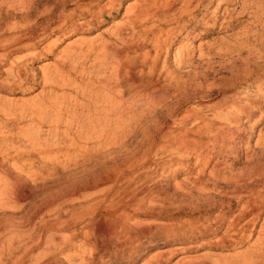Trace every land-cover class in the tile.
<instances>
[{"label": "rangeland", "instance_id": "374dc122", "mask_svg": "<svg viewBox=\"0 0 264 264\" xmlns=\"http://www.w3.org/2000/svg\"><path fill=\"white\" fill-rule=\"evenodd\" d=\"M61 1L0 0V35L10 38L14 33L34 34L28 47L11 49L9 60L3 67L5 72L0 75V241L6 247L13 245L17 251V254L9 248L1 251L0 264H12L13 254L18 259L15 258L16 264H264L255 246L258 234L237 248L220 245L226 223L217 222L215 215L222 210L209 211L208 207L213 201L228 200L222 192L226 185L217 175L214 178L209 174L210 167L197 166L193 168L195 170L181 167V164H189L183 150L182 161H170L179 157L175 152L177 142L193 138L186 131L191 130L196 117L205 124L214 125V129L224 122V114L209 116L208 106L225 107L222 99L233 94L222 87V80L229 77V72L216 59L207 66V60L203 61L199 55L212 52L221 44H233L232 32L219 28L217 32H209L192 26L190 33H184L182 39L173 43L167 66L177 75V81L166 79L160 84V87L167 86L173 100L166 103L159 116L157 114L155 128L159 124L163 128L154 131L149 142L150 150L146 152L138 135L125 147H119L120 150L99 152L95 151L99 135L87 141L92 136L87 134L74 146L69 145L66 138V141L62 139L54 143L56 137L66 133L67 126L63 122L68 118L67 111H62L64 120L57 124L50 123L55 117L50 122L40 123L27 114L24 118L19 114L23 110L28 113V107L36 104L54 116L60 107L71 102L75 96L72 89L44 85L40 79L44 68L50 71L61 68L59 61L67 51L85 53L90 45L100 49L112 39L117 27L134 16V8L141 1L119 0L112 13L106 10L98 22L82 27L79 32L70 28L57 39L56 33L49 31L47 38L38 41L47 20L56 21L62 9ZM109 1H98L100 4L93 6L94 13ZM245 1L248 0H229L224 4L218 0L211 7L209 17L219 2L218 11L223 14L224 9L232 10ZM65 2L68 10L78 5L89 7L88 1ZM51 5L54 10L48 12ZM249 22L246 18L243 25ZM242 27L237 31L241 32ZM151 50L149 46L143 52ZM177 52L189 53L194 67L178 68L174 58ZM22 63L36 75L35 85L26 84L11 92L8 82L13 79L6 78V71L11 64ZM140 69L138 66L135 71L137 76ZM194 75H198V82L202 85L200 90L191 84ZM263 89L264 80L249 90L237 91L251 93L253 97L260 93L264 98ZM176 98L190 99L178 109L177 117L172 118L171 112L177 109ZM259 119L260 116H255L246 124L245 143L241 149L236 144L237 129L234 128V139L230 141L233 154L225 156L222 175L239 174L246 167V149L256 154V158L261 157L264 123H259ZM75 121L77 123L78 119ZM71 131L75 133L74 126ZM37 133L41 146L28 141L30 135ZM163 134L170 140L172 151L157 153L163 144L160 139ZM185 148L191 149L192 146L187 144ZM211 148L208 142L202 144V150ZM237 149L239 159L235 160ZM132 154L136 155L135 160L131 158ZM197 174L199 184L196 183ZM7 183L14 184L10 192L4 191ZM6 231L7 234H3ZM178 248L182 249L174 251Z\"/></svg>", "mask_w": 264, "mask_h": 264}, {"label": "bare ground", "instance_id": "6f19581e", "mask_svg": "<svg viewBox=\"0 0 264 264\" xmlns=\"http://www.w3.org/2000/svg\"><path fill=\"white\" fill-rule=\"evenodd\" d=\"M82 1H88L86 4L89 7L84 8L78 5L68 10L65 0H62V9L57 15L56 21L47 20L45 27H41L43 29L38 41L47 38L49 31V33H56L57 39H60L62 34L70 28L73 29L72 31L79 32L82 27L98 22L105 15L106 10H110L112 13L116 2H119V0H110L108 5L101 6L100 11L97 10L98 13H94L93 6L99 5L98 1L100 0ZM138 1H141V4H138L136 9L134 8V16L129 18L123 26L117 27L112 39L103 44L100 49L95 45H90L85 53L67 51L59 61L61 68L53 71L44 68L42 71L40 79L44 85L47 86L48 84L54 88L62 86L75 92L71 102L60 107L54 116L50 115L43 106L36 107V104L28 107V113L23 110L19 115L24 118L27 114L33 119L40 120V123L50 122L49 120L52 121V117H55V121L50 123L55 122L57 124L64 120L62 119V111H67L68 118L63 122L67 126L66 133L63 135L64 137L61 135V137H56L54 143L66 138L69 145L74 146L87 134H92L86 139L87 141L96 138L95 135H99L100 137L97 136L98 142L95 151L97 149L99 152H107L114 148L125 147L140 135L141 141L139 142L146 147L147 152L150 150L148 148L149 142L152 141L154 131L163 128L162 124H159L157 129L155 128L154 122L157 114L159 116V113L165 110L166 103L172 99L167 86L160 87V84L166 79L173 82L177 81V75L171 72L167 66L173 43L181 38L184 33H190L189 28L192 26L194 28L201 27L209 32H217L218 28L220 31L232 32L233 44H221L218 49L199 55L203 61L207 60V66L217 60L229 72V77L222 80L224 81L222 87L232 91L233 94L228 96L230 98L222 99L225 102V107L218 109V107L208 106V115L217 117L219 114H224L222 116L224 122L219 128L214 129V125L205 124L196 117L191 125V130L186 131L193 138L191 140L184 139L180 143L177 142L179 145L174 151L179 157L170 161L179 163L182 161L181 157L186 155L184 158L188 160L189 164H185V166L179 164L181 167H185L187 170L190 168L192 170L197 166L210 167L209 174L215 176L214 178L217 175L219 181L226 185L224 190H219H223V195L228 200L221 203L213 201L208 207L209 211L217 208L222 210L215 215L217 222L226 223V231L220 239V245L237 248L258 234L259 238L255 246L258 250V257L264 259V139L261 144L263 146L261 157L256 158V154H252L249 149H246L244 155L247 162L246 167L239 174L230 173V176L221 174L225 168H222L225 164V156L233 154L234 149L232 150L230 141L234 139V128L237 129L235 130L237 131L236 144L241 149L245 143L246 124L251 122L255 116H260L258 122L264 123V98L262 94H254L255 98L251 93L240 94L237 91L249 90L250 87H256L264 80V0L245 1L232 10L224 9L223 14L218 11L221 4L219 2L217 7L213 9L211 17H209L211 7L218 0ZM222 2L228 4L229 0H222ZM53 10L54 5L48 7V12ZM246 18L250 22L243 25V20ZM241 26H243L241 32L237 31ZM164 28L167 30L165 31ZM253 28L255 29L253 30ZM33 35L14 33L10 38L0 35V75L5 72L3 67L9 60L11 49L28 47L27 44L33 39ZM150 36L152 38L149 39ZM149 46L152 47V50L143 52ZM133 50H136L135 55L131 56ZM184 52L186 53V51ZM92 57L93 59H91ZM174 58L178 68H186L187 65L194 67L193 57L189 53L183 55V53L177 52ZM140 59L141 61H139ZM90 60H92V64H88ZM138 66L141 69L137 76L135 71ZM6 75V78L13 79L7 81L8 90L11 92L26 84L35 85L37 79L36 75L30 73L28 67L23 63L11 64ZM190 80L197 89L202 88L198 82V75H194ZM153 87L155 89H152ZM183 89L186 90L184 87ZM189 99L176 98L177 109L171 112L170 117H177L178 109ZM220 108H222L221 111ZM79 112L81 115L78 114ZM15 116L17 115L15 114ZM76 119H78L77 123ZM73 126L76 130L75 133H71ZM160 139H162L163 144L157 153L169 149L171 152L170 140L165 138L164 134L162 137L160 136ZM28 141L36 146L42 145L38 133L30 135ZM205 142L212 146V150H202V144ZM187 144H190L192 148H185ZM239 149L234 156L235 160L239 159ZM182 150L184 155L181 153ZM131 156L133 160L136 159L135 154ZM198 181L199 176L195 182L198 183ZM7 184L3 189L10 192L14 184ZM195 188L198 190L197 187ZM28 233L30 235V232ZM3 234L6 235L7 231ZM5 248H9L12 253L15 252L13 245L6 247L5 243L0 241V253ZM181 249H174V251L178 250L179 252ZM9 253L11 254V252ZM15 258L16 256L13 254L12 264H16Z\"/></svg>", "mask_w": 264, "mask_h": 264}]
</instances>
